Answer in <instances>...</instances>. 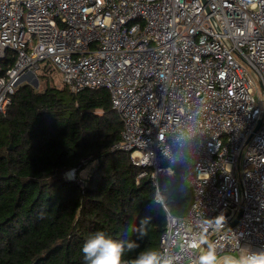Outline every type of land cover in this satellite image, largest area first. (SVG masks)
<instances>
[{
    "label": "built area",
    "instance_id": "built-area-1",
    "mask_svg": "<svg viewBox=\"0 0 264 264\" xmlns=\"http://www.w3.org/2000/svg\"><path fill=\"white\" fill-rule=\"evenodd\" d=\"M46 60L73 93L110 91L113 150L138 181L150 171L167 213L164 256L264 251V0H0V114ZM176 167L193 196L182 218L161 194Z\"/></svg>",
    "mask_w": 264,
    "mask_h": 264
},
{
    "label": "trees",
    "instance_id": "trees-1",
    "mask_svg": "<svg viewBox=\"0 0 264 264\" xmlns=\"http://www.w3.org/2000/svg\"><path fill=\"white\" fill-rule=\"evenodd\" d=\"M14 61L9 52L3 70ZM54 73L43 70L37 89L20 85L0 114V264H84L81 248L92 234L135 240L125 230L146 218L148 235L124 260L161 252L167 213L155 202L150 171L138 181L130 154L113 150L124 124L110 91L73 93L54 85ZM89 163L95 166L82 182L64 176L77 169V177ZM161 194L173 216L188 214L193 196L180 167Z\"/></svg>",
    "mask_w": 264,
    "mask_h": 264
},
{
    "label": "clouds",
    "instance_id": "clouds-1",
    "mask_svg": "<svg viewBox=\"0 0 264 264\" xmlns=\"http://www.w3.org/2000/svg\"><path fill=\"white\" fill-rule=\"evenodd\" d=\"M184 139V138H181ZM224 218L223 216L217 219ZM149 218L142 220L139 225L129 223L125 236L136 237L115 240L106 235L103 231L92 234L82 245L81 252L84 264H125L124 256L126 252H133L140 247L138 240L144 239L148 235L147 225ZM195 242V238L193 239ZM173 256H164L162 252L146 250L140 252L134 260L127 264H174ZM198 264H221L217 257L215 245H209L208 250L198 257ZM222 264H264V251L249 252L242 254L239 258L224 256Z\"/></svg>",
    "mask_w": 264,
    "mask_h": 264
},
{
    "label": "rangeland",
    "instance_id": "rangeland-1",
    "mask_svg": "<svg viewBox=\"0 0 264 264\" xmlns=\"http://www.w3.org/2000/svg\"><path fill=\"white\" fill-rule=\"evenodd\" d=\"M51 68H54V67H52V63L49 60H46V61L42 62L40 64V70H38V72H37L38 78H39V76H41L40 73H42L43 70H45V69H51ZM54 71H55V73L53 75L54 85L57 86V87H59V88H63L64 87V84H63V81H62V74L59 71L55 70V68H54ZM30 78L31 77H26V79L24 81H22L21 84L26 83V82H30ZM39 87H40V84H39ZM255 96H256L257 100H259V94H258V92L256 93ZM94 166H95V163H89V164H87L86 166H84L80 170L79 175L77 177L75 175V177L76 178H79V180L82 182L83 180L87 179L90 176V174H91ZM64 176L66 178L73 177L69 173V171L66 172L64 174ZM233 257L239 258L240 256L238 254H234Z\"/></svg>",
    "mask_w": 264,
    "mask_h": 264
},
{
    "label": "water",
    "instance_id": "water-1",
    "mask_svg": "<svg viewBox=\"0 0 264 264\" xmlns=\"http://www.w3.org/2000/svg\"><path fill=\"white\" fill-rule=\"evenodd\" d=\"M33 86L37 89V88H39V84H40V82H39V78L37 77V76H35V80L33 81ZM240 218V217H239Z\"/></svg>",
    "mask_w": 264,
    "mask_h": 264
}]
</instances>
